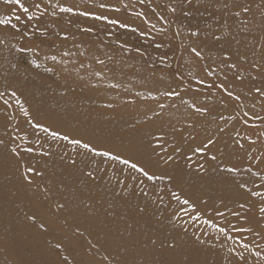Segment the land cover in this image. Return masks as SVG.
Wrapping results in <instances>:
<instances>
[{
  "label": "bare ground",
  "instance_id": "obj_1",
  "mask_svg": "<svg viewBox=\"0 0 264 264\" xmlns=\"http://www.w3.org/2000/svg\"><path fill=\"white\" fill-rule=\"evenodd\" d=\"M61 1L62 7L73 8L80 3L84 9H94L127 24L135 22L127 15V10L135 8L150 13L154 19L150 21L152 24L158 25L164 21L162 17L168 18L164 12L156 11L158 5L153 0H131L127 6L124 3L129 0H89L91 4ZM166 1L169 2L163 0L164 5ZM174 1L184 9L170 19L181 21V30L186 31L184 34L192 33L193 42L182 44L179 39L164 40L147 34L150 46L136 43L130 36L131 46L142 45L140 49L149 51L157 41L163 48H158V56L149 61L137 54L119 58V62L141 68L145 75L137 78L146 77L145 81L138 80L126 87L125 81L118 80L121 88H111L107 74L91 73L85 79L82 72L78 76L57 66L52 67L59 70H51L34 51L28 53L31 47H23L24 42L17 39L19 31L8 24H0V93H3L0 95V140L4 141L0 145V264H133L135 260L136 264H264L263 259L256 256L246 258L242 243L233 240L235 236L243 239L247 233L249 241L264 237V227L260 226L264 217L257 214L258 204L252 206L248 194H240L244 188L245 191L255 186L264 188V179L243 178L237 172L222 171L224 166L235 167L241 172L252 170V166L241 159L249 151L246 147L250 145L245 142L255 131L248 124L256 122L259 132L264 133V98L254 92L258 87L264 88V75L259 72L260 78L237 79L240 70L231 68L233 71L223 79L221 77L228 73L219 67L216 71H221V76L213 78L212 87L210 83L197 82L198 79L207 81L213 65L225 57L237 66L245 60L247 66H243L242 71H254L248 67V61L253 52L264 50V36L259 43L241 42L249 33L236 30L234 23L236 16H253L257 12L264 15V0ZM22 3L27 5L29 13L25 14L22 9L17 11L16 5L0 0V19L20 23L17 15L20 19L35 15L37 21L30 19L31 24L21 25V31L30 32L34 28L36 37L46 46L54 47L64 42L83 48L85 52L88 39L100 43L82 26L62 27L65 22L77 23V19L70 12L61 11L60 6L47 7L42 18L41 12L38 13L41 0H22ZM226 5L231 8L229 20H225L219 10ZM242 7L251 12H244ZM261 26L264 29L263 20ZM125 33L121 29L116 36L123 39ZM64 35L69 37L62 39ZM250 35L257 40L262 36ZM193 49L201 55L198 57ZM156 60L167 64L159 66ZM198 61L208 63L211 71L201 69ZM253 62L264 66L260 61ZM109 75L115 77V74ZM221 83L240 99H231L221 91L217 87ZM144 90L159 91L162 96L149 100L143 96ZM169 92L179 95H166ZM260 100L261 113L256 112L257 108L248 112L263 114L258 119L250 118L247 123L245 119L240 123L229 119L236 104ZM192 105L207 108V114L196 113ZM144 108L148 111L143 112ZM23 109H27V116ZM37 123L50 131L90 141L98 148L122 153L145 163L149 170L173 179L150 182L118 162L101 163L100 157L85 158L79 146L52 139L49 133L35 127ZM235 131L245 133L242 140L245 147L230 140ZM160 133L164 134V141L158 145L155 137ZM209 139L214 143L204 153L193 152ZM13 147L20 156L11 152ZM29 147L33 148L32 153L24 151ZM168 154L174 159L165 164L163 157ZM213 155L215 161L211 159ZM72 159L77 160L75 166L71 164ZM93 159L95 165L91 163ZM201 164L205 171L199 170ZM27 165L43 172L42 177H32V184L22 175ZM87 171H92L95 179L89 178ZM141 179H145L147 196L139 191ZM258 182L261 184L256 185ZM169 189L188 198L195 204L196 211L181 212L188 206L173 199ZM160 196L164 204L160 203ZM33 198H38V202H33ZM60 204L64 207L58 208ZM241 204L247 207L238 208ZM140 208L145 211L140 212ZM233 211L238 215H233ZM196 212L210 219L223 213L220 218L235 222L236 232L229 235L231 238L226 242L217 230L211 232L201 226H191ZM249 228L251 231H238ZM196 236L207 243L200 244ZM169 244H175V248H170ZM238 252L243 253L245 262L239 260Z\"/></svg>",
  "mask_w": 264,
  "mask_h": 264
},
{
  "label": "rangeland",
  "instance_id": "obj_2",
  "mask_svg": "<svg viewBox=\"0 0 264 264\" xmlns=\"http://www.w3.org/2000/svg\"><path fill=\"white\" fill-rule=\"evenodd\" d=\"M76 1L86 2V3L91 4L89 0H76ZM41 2L43 3L39 4L41 10L39 9L38 13L41 12L40 14H42L41 17L43 18L45 16L46 9H48L49 7H59L63 1L61 0H41ZM152 2L158 5L156 11L164 12L165 16L167 14V17H168L167 19L162 17L164 21L159 22L158 25L155 23L152 24L150 22L151 20H154L152 16L150 15V13H147L144 10L136 9V8L133 10L132 9L127 10V15L135 19L134 23L131 22L127 24L119 19H115L108 15L106 16L103 13H100L94 9H90L86 7L84 9L80 6V3H78V6H75L73 8L68 7L67 5H63V7L60 6V8H65V7L71 8L72 11L70 12V14L73 15V17L77 19L76 21L77 23L71 24V23L65 22V23H62L61 25L62 27L68 28L69 26H74L76 28H79L80 26H82V28L85 30L86 33L93 35L94 37L98 39L97 41L100 42V43H95L96 41L93 42L94 40L92 41H90V39H88L89 41L86 40L88 42H85V52L83 48H76L74 46H69V45H66L64 42H59V45H56L54 47L46 46L45 43H42V41H40V37L38 38L36 37L37 31L34 30V28H32L33 31H30V32H27V31L22 32L20 28L21 25H23L26 22H29V23L32 22V20L27 18L29 16L27 17L23 16L24 18L20 19L21 20L20 23L11 22L8 25L15 31H19V34H17V39L19 41L24 42L23 43L24 48H27V46L32 48V49L27 48V49H30L28 53H30L31 51H34L36 53V57L39 58L41 62H43L44 64L48 63L50 65L51 70L53 69L55 71L59 70V69H55L52 67V66H57L62 71H65L67 73L68 72L76 73V75L78 76L80 75L79 72H82V75H85V79L86 77H90L91 73L93 74L98 73L99 75L107 74L108 75L107 79H110L109 80L110 82L108 85L111 88H117V87L121 88V86L118 83V80L125 81L126 82L125 87H126L127 84L130 85L129 83H133V82L135 83L138 80H140V82H143L146 80V77L137 78V76L145 75L141 73L142 71L141 68L139 67L134 68V67H131L130 65L128 66V63L119 62L118 61L119 58H123V57L127 58L129 54H137V55L142 56L146 61H149L151 60V58L157 57L158 54L160 53V51L158 50L160 48L161 49L163 48V46L159 44V42L156 41V42H153V44L155 43L154 45L155 47H153L154 48L153 50L151 49L149 51L142 50L140 49L142 45H136L134 47L133 44L132 46L129 44L128 38L130 36L134 37V39L136 40V43H141V44L145 43L150 46H151L149 42L150 37L147 34L151 35V37L153 38L155 36L163 37L164 40L165 39L166 40L179 39L178 42H181L182 44L187 43V41H190V43L193 42V39H194L193 34L192 33L184 34V32L186 31L181 30L183 26L182 22L181 21L172 22V19H170L173 16H177L184 9L182 5L177 4L174 0H169V2L166 1L165 5L163 3V0H153ZM130 3H132L131 0H129L127 3H124V4L127 6ZM23 4L25 5V7L27 6L25 3ZM16 7H17V11L20 10L18 5H16ZM243 8L244 7H242V9ZM114 9L120 10L121 8L114 7ZM230 9L231 8L229 7V5H226L224 8L222 7L221 9H219L221 12V15L223 16L225 20L226 19L229 20V18L232 17ZM249 12L251 11L248 10L247 13ZM82 13H88V15H83ZM55 16L58 17L57 14ZM31 17L34 18V22L37 21V17L35 15ZM97 17H101V18L98 19ZM235 20L236 22L234 24H236L235 25L236 30L241 31V32H245L244 30H247L245 33H249L247 34L248 36L245 35V39L241 42H245L246 44H255V43H259L262 40L264 41V38L261 40V38L264 36V29L261 26L262 20L264 21V15H262L261 12H257L253 16L252 15L248 16L246 14L245 16H242V17L236 16ZM111 21H116V23H112ZM81 22H85V23L81 24ZM13 24L16 25L15 28L12 27ZM97 24L101 25L102 28H100ZM121 29L127 32L124 34L126 35L125 36L126 38L125 37H123V39H121V37L117 38L116 34ZM250 33L259 34L262 36L257 40L256 37L250 35ZM56 35H58V33H56ZM90 35L88 37L95 39L93 36H90ZM67 37H69V35H64L62 39H67ZM226 41H229V40H226ZM70 47L72 48L70 49ZM90 51H91V54L89 53ZM252 55L253 56L250 57L248 61V67H250V70H254V71H250V70H249L250 72L242 71L244 69L243 66L245 65L247 66V63L244 62L245 60L241 63L242 66L238 65L236 67V69L238 68L241 71V72L239 71L240 72L239 76L242 78L244 77L260 78V74L264 75V66H261L257 62L251 63V61L257 60L264 64V50L253 52ZM53 57H55V59H53ZM198 62L199 64H201L200 65L201 69H205V71H208V72L211 71L210 65L208 63L200 62V61ZM231 62L232 61L229 59V57L220 59V62L217 65H213L211 75L207 79V81L198 79L197 82L200 84H203V83H210V85L214 84V83L211 84V82H213V78L217 77V75L221 76V71L218 73L216 71V70H219V67H223L222 70L225 69V72L228 73L227 75L224 74L223 77H221L225 79V76H228L235 69L233 68V70L231 71V67H230ZM109 63H113L114 65L111 67ZM156 63L159 66L162 64H165V65L167 64L165 62H162L161 60H156ZM256 66H259V67H256ZM200 67L198 66L199 70H201ZM239 72L237 73V75L239 74ZM259 72L260 74H258ZM109 74H115V77ZM119 74H124V76H120ZM112 77H114L115 79H112ZM237 79H239L238 76H237ZM221 91L225 92L223 89H221ZM254 92L257 95H259L260 98H262L261 95L257 93L255 90ZM233 94L234 95L233 97H231V99L232 98L235 99V96H238L236 95L235 92H233ZM143 96L145 98H148L149 100L150 99L155 100L156 98H160L162 96V92L157 91V92L151 93L150 91L146 92L144 90ZM260 103H261V100L258 102L250 101L248 104H245V103L236 104L237 105L236 109L234 113L229 115V119H232V120L235 119L237 123L242 122V119H245L246 121H250V118L257 117L258 119L263 114L252 115V114H249L248 112L251 111V109L253 108H257L258 110H256V112L261 113L262 105ZM142 111L147 112L148 109L144 108ZM246 113L247 115H245ZM248 125L251 130H255V131L250 136V138L245 142L246 144L250 145L246 147L249 149V151L246 153L245 157L241 160L245 161L246 163H249L252 166L251 167L252 170L247 171V172H241V170H237L236 172L239 175L243 176V178H246V176H249L250 178H252L254 176L255 179L258 178L257 180H262L264 179V133L261 134V132H259L260 128H258L259 125L256 122L254 123L251 122ZM231 135H232L230 137L231 141L235 142L239 147H241V145H243L242 147H245L244 143H242L245 133L243 132L240 133L239 131L238 132L235 131ZM229 147H230L229 145H226V149H229ZM259 184L261 183L260 182L256 183V185H259ZM236 186H240V185L237 184ZM245 190L246 189L244 188L240 194L241 195L248 194V196L251 198L250 199L251 201H249V203H251L252 206L255 204H258V206H256L257 214L258 216L262 215L261 218H263L264 212L261 211V208H264V188L255 186L254 188H250V190H247V191ZM254 192H260L261 195L259 196L252 195V193ZM33 202H38V198H33ZM244 207H247V205L244 204L243 208ZM238 208H241V206ZM183 209H187V214L188 213L191 214V211H193L192 208L189 206ZM180 211L185 212V211H182V209ZM233 212H234L233 215H238L237 211H233ZM196 213L197 214H195L190 221L191 226H196V227L198 226L199 228L201 226L203 229H206L211 232L213 230L216 231V229L210 227L208 224H205L204 223L205 220L212 221L218 227L224 226L223 228L227 229V235L225 233H222V234L224 235L226 242L229 241V238H228L229 235L234 234L236 232L235 222L220 218L221 215L219 216L217 214L215 215L216 217L214 216L216 219H210V218H204L203 216L198 214V212ZM179 215L180 214L178 213L177 216ZM252 217H255V216H252ZM260 226L264 227V220L260 222ZM249 235H250L249 233L244 235L243 239L241 238L242 240L239 238L237 239V237L235 236L233 240H235V242L239 240V242H241L242 245L245 243L249 245L247 249L243 248L241 245V249L244 250L243 252L246 258L250 259V257L255 258L256 256L258 257V259H263L264 261V237L262 236L257 237V238H254L252 241H249L250 239ZM256 241L258 243H256ZM257 252L260 253L259 256L256 255ZM136 263H137L136 260L133 261V264H136Z\"/></svg>",
  "mask_w": 264,
  "mask_h": 264
},
{
  "label": "snow or ice",
  "instance_id": "obj_3",
  "mask_svg": "<svg viewBox=\"0 0 264 264\" xmlns=\"http://www.w3.org/2000/svg\"><path fill=\"white\" fill-rule=\"evenodd\" d=\"M4 3L6 4H10V5H18L20 9L23 10V12L25 14L29 13V9L27 7H25V5L22 3V0H4ZM103 7V5H102ZM244 12H247L249 9L247 7H244L242 9ZM61 11H64V12H71L72 9L71 8H62ZM83 15H88V13H82ZM237 15H239V13H237ZM32 17L29 16V19H31ZM98 19H100L101 17H97ZM106 19V18H105ZM16 20L19 21L20 20V16L17 15L16 16ZM112 23H116V21H111ZM11 23V20L10 19H0V24H9ZM13 28L16 27V25H12ZM193 52H195V54L199 57L201 54L196 51V49H193ZM53 59H55V57H53ZM231 68H236L237 65L236 64H231L230 65ZM256 67H259V66H256ZM211 74V73H210ZM238 78L242 79V77L239 76L238 74ZM225 79H227V77H225ZM209 87H212V85H209ZM218 88L220 89H223L226 94L229 96V97H233V92L229 91L225 85L223 83L217 85ZM255 91L257 93H259L262 97H264V88H256ZM0 95H3V93H0ZM12 95L13 96H16V93L15 92H12ZM166 95H179V93H173V92H169V93H166ZM235 99L239 100L240 97L239 96H235ZM7 103V102H5ZM164 106L161 105V108H163ZM193 108H195V111L196 113H199L201 115H205L207 114L208 112V109L205 108V107H196L195 105H192ZM24 111V114L27 116L28 115V112H27V109H23ZM247 115V113L245 114ZM245 123H247V121H245ZM191 127V125H189ZM36 128H39L41 131L43 132H46V133H49L50 136L52 137V139H56V140H65V141H68L69 144L73 145V146H79L80 149H83V153H81L83 156H85V158H87L88 156H92L93 158L94 157H100L101 158V163H104L105 161H108V162H118L119 164L121 165H125L127 166V168L129 170H132V171H135V172H138L141 174V176L143 178H145L147 181H150V182H155L157 180H164L165 178H167L169 181H171L173 179V177L171 176H167L165 174H158L156 172H153L151 170H149L147 167H145L142 163H140L139 161H136L134 159H132L131 157H128V156H125L123 155L122 153H118V152H114L110 149H103V148H98L96 145L92 144L90 141H86L82 138H73V137H70L69 135L67 134H62L60 133L59 131H56V130H51L42 125V124H39L37 123L35 125ZM155 139L157 140V143L159 145V142L160 141H164V134L163 133H160L159 135H157L155 137ZM166 142V141H165ZM4 141L3 140H0V145H3ZM214 141L212 139H209L207 141V143L203 146H197L193 149V152L194 153H204L208 146L213 144ZM243 145H241L242 147ZM75 150V149H74ZM26 153H32L33 152V148L29 147V148H26L24 150ZM177 151H179V149H177ZM11 152L16 155V156H20V153L17 151V148L16 147H13L11 148ZM45 156L47 155H50V153H44ZM159 155V154H158ZM191 157H189L190 159ZM174 157L172 154H168L166 155L165 157H163V162L165 164H168L170 163L171 161H173ZM211 159L213 161L216 160V156L213 155L211 156ZM91 163L93 165H95V160L93 159L91 161ZM71 164L73 166H75L77 164V160L75 159H72L71 160ZM199 170L200 171H205L204 169V165H200L199 166ZM222 171L224 172H228V173H234L237 171V169L235 167H228V166H224V168L222 169ZM22 175H24V178L25 180L27 181L28 184H32L34 183V180H33V176H37V177H42L43 176V172L40 171L38 168L36 167H32L30 165H27L25 166V172L22 173ZM86 175L91 178V179H95L94 175H93V172L92 171H87ZM133 179H135V177H133ZM145 179H141L139 181V191L144 195V196H147L148 195V192L145 191ZM161 192H163V189H160ZM169 192H170V195L173 199H175L177 202H179L181 205H187V206H190L193 210V212L196 211V206L195 204H192V202L188 199V198H182L181 195L177 192V191H174L172 189H169ZM252 195H256V196H259L261 195L260 192H254L252 193ZM159 201L161 204H164V198L163 196H160L159 198ZM153 203H156L155 200H153ZM165 207H167V205L165 204L164 205ZM64 205L63 204H60L58 205V208H63ZM241 207H243V205H241ZM140 212H144L145 209L144 208H140L139 209ZM182 211H187V209H182ZM261 211L264 212V208H261ZM218 215H223V213H218ZM199 218V217H197ZM34 219V217H33ZM205 224H208L210 227L216 229L218 232H221V233H225L227 235V229L223 228V227H218L215 223H213L212 221H209V220H205L204 221ZM41 227H43V225H41ZM238 231H251V229H238ZM231 238V237H229ZM196 241H198L200 244H205L207 243L206 241L202 240L199 236H196L195 237ZM153 244L156 243L155 240L152 241ZM57 247H59V245H57ZM169 247L170 248H175V244H169ZM243 248L247 249L249 247L248 244H243L242 245ZM257 256L260 255L259 252L256 253ZM237 256L239 257V260L241 262H245V257L243 255L242 252H238L237 253ZM246 264V262H245Z\"/></svg>",
  "mask_w": 264,
  "mask_h": 264
}]
</instances>
